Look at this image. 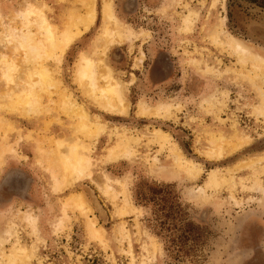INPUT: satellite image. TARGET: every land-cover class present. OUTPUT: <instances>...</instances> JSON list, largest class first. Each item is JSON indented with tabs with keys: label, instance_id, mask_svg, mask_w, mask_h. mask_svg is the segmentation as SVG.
Returning <instances> with one entry per match:
<instances>
[{
	"label": "rangeland",
	"instance_id": "1",
	"mask_svg": "<svg viewBox=\"0 0 264 264\" xmlns=\"http://www.w3.org/2000/svg\"><path fill=\"white\" fill-rule=\"evenodd\" d=\"M78 1L0 0V15L5 22L3 26L0 19V40L9 26L21 28L23 22L15 15L29 6H47L45 12L50 22L62 31L67 16L84 14ZM104 1L96 0L95 24L66 52L60 65L43 60L60 82V92L72 94L93 120L98 119L107 127L106 131L100 132L95 140L76 135L77 123L60 112L58 95L52 97L55 103L51 105L42 89H39L42 113L32 120L0 109V144L7 138L15 147L20 138L15 148L21 155V144H32L47 188L55 194V203L49 205L57 209L50 219L42 221L33 209L23 206L0 212L4 252L9 254L19 240L21 246L29 250L33 245L38 247L31 264H264V202L258 191L250 190L257 187V181L264 186V159L257 162L254 169L250 165L251 161L264 158V98L249 79L240 76L241 73L253 77L248 73L250 67L241 68L235 58L216 49L210 41L213 32L225 30L264 56V0H110L121 29L138 36L137 40L123 38V45L112 47L107 57L116 76L129 85L127 116L111 114L99 107L76 84L80 58L94 56L96 43L104 30L101 15ZM189 10L199 13V17L193 32L186 34L181 31V21ZM71 51L74 53L66 60ZM3 53L25 71L21 50L16 57L13 46L0 43V56ZM134 71L139 74L135 76ZM173 72L180 80L178 89H170L167 84ZM12 73L17 76V83L25 80L23 72L14 70ZM8 80L0 66V95L9 88ZM140 80L147 86L154 83L166 89L161 92V87L139 90ZM259 86L264 91V85ZM18 90L16 86L15 91ZM212 94L217 95L219 104L213 108L203 106V100ZM141 100L151 105L177 103L181 111L175 110L169 120L139 118L136 107ZM155 130L168 133L183 155L201 167L197 179L176 173L168 158V147L161 154L160 146L152 142L151 134ZM125 137L132 142L140 140L136 157L131 161L111 162L106 158L108 151ZM238 137L249 143L235 151L233 147L238 144ZM49 139L64 141L67 148L62 152L65 155L70 154L71 145L75 143L91 150L86 156L90 165L81 181L74 179L71 184L59 171L58 192L51 180L54 159L47 155L50 151L56 153L57 148L54 144L48 145ZM213 139L227 152L222 159L211 160L206 155ZM155 157L159 158L157 164L153 163ZM8 158L18 157L8 155L0 174ZM213 171H218L222 180L219 190L206 188L205 183ZM106 174L121 180L125 190L113 184L114 190L102 193L100 186L106 182ZM231 178L236 187L230 186ZM142 182L171 187L182 205V220L194 229L190 238L199 232L197 242L184 241L179 246L166 238L153 210L138 205L135 194ZM201 186L206 188L209 198L195 196L194 191ZM78 193L88 204L84 209L67 208L68 219L58 228L63 203ZM231 193L240 204L231 200ZM125 197L130 208L126 206ZM133 208L137 210L132 212ZM23 212H33L37 217L39 238L24 222ZM13 224L16 228H12ZM93 225L103 229L102 242L92 237ZM11 228V235L7 236L5 233Z\"/></svg>",
	"mask_w": 264,
	"mask_h": 264
},
{
	"label": "bare ground",
	"instance_id": "2",
	"mask_svg": "<svg viewBox=\"0 0 264 264\" xmlns=\"http://www.w3.org/2000/svg\"><path fill=\"white\" fill-rule=\"evenodd\" d=\"M105 1L101 9L104 30L96 43L97 48L94 47L96 49L94 56H82L80 58L76 73V84L84 90L86 97L99 107L105 109L111 114L127 116L130 111L128 100L129 85L116 76V73L109 65L107 57L112 47L123 45V38L133 37L137 40L138 36L131 34L129 30L123 31L121 29L119 22L116 21L112 13L111 1ZM216 2L218 1L216 0ZM77 4L82 10H85L84 14L71 13V16H67L65 29L62 31L50 22L45 12V10L48 9L47 6H29L22 11H18L15 16L16 19L23 22L21 28H17V26H9V29L3 31L0 43H4L6 47L13 46V51L16 57L19 55V50L22 51V62L25 64L26 69L23 71L22 68L19 65L17 66L15 61H13L8 55L5 53L1 54V70L4 74H7V77L10 78V80H8L9 82L7 83L9 88L7 87L8 89L5 93L0 95V109H7L12 114H19L28 120H32L34 117H38L42 113L40 111L42 97L39 95V89H42L48 99H50L48 101H51L49 102L51 105L55 103L52 101V97L58 95L60 101L58 102L57 107L61 113L67 116V118H70V120L77 123L74 130L76 135L95 140L100 132L106 131L107 127L98 119L93 120L94 117L88 113L87 109L78 104L74 99L75 97H72V94H68L64 91L60 92V82L56 80L53 73L43 60L47 59V61H51V63L56 62L57 65H60L66 52L78 42L87 31L91 30L95 24L98 14L96 0H79ZM198 17L199 13L189 10L182 18L181 31L186 34L192 33L198 21ZM0 19L1 24L4 26L5 22L2 15H0ZM210 41L216 49L235 58L237 65L241 68L247 70V67H250L248 73L253 75V77L241 73L240 76H245L249 79V81L256 86L259 94L264 98L263 87L259 86V84L264 85V56L258 53L253 46L247 44L242 39L232 36L225 30L213 32L210 35ZM14 70L17 72H23L25 80L17 83V76L12 73ZM211 72L214 73L213 70H211ZM4 80H6V78ZM16 86H19L20 90L15 91ZM226 97H228V94H226ZM202 103L203 106L206 105L208 108H213L216 104H219V101L217 95L212 94L205 98ZM50 104H48L49 107ZM175 110L177 112L181 111V105L173 102L151 105L141 100L137 104L136 115L139 118L169 120L173 116ZM47 111L49 112V110ZM151 136L152 142L160 146L161 154L162 151L168 147L170 150L168 158L178 175L184 174L192 180H195L200 176L201 167L183 155L179 147L172 142V138L168 133L162 130H155ZM237 140L238 144L233 147L235 151L241 150L249 143V141H245L241 137H238ZM47 141L49 143L48 145L54 144L57 148L56 153L50 151L47 155L54 159L55 169L51 171V180H53L55 184V192H58V187L61 185L59 171L63 172V178L65 181L74 184V179L80 180V178L85 175L86 169L90 165V159L86 156L91 150L83 148L80 144L75 143L71 145L70 154L65 155L62 152L64 148H67L64 141L62 142L51 139ZM139 142V139H135V141L132 142L125 137L108 151L106 158L114 163L119 162L120 160L131 161L138 153L137 146L139 145ZM214 142L215 140L213 139V143L210 144L206 155L211 160H214V158L222 159L227 152L225 148ZM19 143L20 138L15 147H17ZM15 147L9 144L7 138L1 141L0 168L4 167V160L10 154L24 161L27 159V157L21 155ZM263 159L264 158L261 157L257 160L251 161V168L254 169L257 162L263 161ZM158 162L159 158L155 157L153 163L157 164ZM104 177L106 182L100 186L102 193L104 192L106 194V191L114 190L113 184L119 185L125 190L126 186L121 180L112 179L107 174ZM221 181L218 171H213L209 174L207 182L205 183L207 186L206 188L219 190L223 185ZM231 181L230 186L232 188L236 187L233 178H231ZM256 186V188L252 187L250 190L258 191L263 197L261 202H264V186L258 181L256 182ZM206 188L202 186L197 188L194 191L195 196L202 199L209 198ZM230 198L234 203L240 204V202L234 198L233 193H231ZM126 202L127 208H130L127 198ZM87 204L88 202L85 197L79 193L69 197L68 202L63 203L62 205V216L57 225L58 228L62 226L66 218L68 219L66 212L67 208L84 209ZM136 210V208H133L132 212ZM22 216L24 222L31 229L32 233H35L36 238H39V222L35 214L33 212H23ZM91 220H93V218ZM95 223L96 222H94V224ZM95 226H92V232L90 233L94 239L102 242L104 238L103 229L101 227L98 229ZM14 227L16 228L15 224H13L12 228ZM12 228L5 233L7 236L11 235ZM4 242L5 239H0V264H31L32 261L35 260L38 252V247L36 245H33L29 250L21 246L18 240L13 244L11 252L6 254L3 248V245H5Z\"/></svg>",
	"mask_w": 264,
	"mask_h": 264
},
{
	"label": "crops",
	"instance_id": "3",
	"mask_svg": "<svg viewBox=\"0 0 264 264\" xmlns=\"http://www.w3.org/2000/svg\"><path fill=\"white\" fill-rule=\"evenodd\" d=\"M73 53V51L69 52L65 59H69ZM134 74L137 76L139 73L134 71ZM177 76L175 77V72H173L167 82L172 86L171 88L176 84L177 87L175 88L178 89L180 80ZM134 86L131 87V90ZM161 86L154 83L147 86L142 80L137 85L138 89L142 91L151 88L157 89ZM20 152L27 157L26 161L18 158H8L7 164L0 174V212H6L10 207L17 209L23 206L22 208L25 209H33L39 214L41 221L48 220L53 216V213L57 212V209H53L49 205L55 203V194H52L47 188L44 176L40 172V166L36 161V152L32 144L22 143ZM15 183L17 186H14Z\"/></svg>",
	"mask_w": 264,
	"mask_h": 264
},
{
	"label": "trees",
	"instance_id": "4",
	"mask_svg": "<svg viewBox=\"0 0 264 264\" xmlns=\"http://www.w3.org/2000/svg\"><path fill=\"white\" fill-rule=\"evenodd\" d=\"M171 87L170 89L175 88V86ZM164 89L161 87L159 90L161 92ZM170 188V186H158L148 182L140 183L135 194L138 205L153 210L159 229L161 232H166V238L172 241V244L180 246L179 243L184 241L197 242L195 240H199V232H196L197 236L193 239L190 238L194 229L191 224H186L182 220L180 215L182 205Z\"/></svg>",
	"mask_w": 264,
	"mask_h": 264
},
{
	"label": "flooded vegetation",
	"instance_id": "5",
	"mask_svg": "<svg viewBox=\"0 0 264 264\" xmlns=\"http://www.w3.org/2000/svg\"><path fill=\"white\" fill-rule=\"evenodd\" d=\"M257 0H254V2H256Z\"/></svg>",
	"mask_w": 264,
	"mask_h": 264
}]
</instances>
